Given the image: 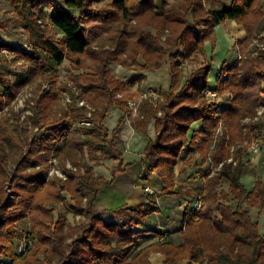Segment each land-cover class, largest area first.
<instances>
[{
    "label": "trees",
    "instance_id": "obj_1",
    "mask_svg": "<svg viewBox=\"0 0 264 264\" xmlns=\"http://www.w3.org/2000/svg\"><path fill=\"white\" fill-rule=\"evenodd\" d=\"M8 1L32 47L30 51L0 40V51L9 50L16 55L14 62L23 59L27 66L14 82L11 73L0 67L2 263L152 264L151 255L160 253L164 264L188 259V264H264V233L251 214L257 207L264 211V181L257 177L251 189L243 182L248 167L244 154L255 134L264 133L259 115L264 106V51L250 49L264 19L263 0H233L229 9L217 13L206 9L203 0H161V10L158 0H62L48 7L50 14L43 0ZM99 19L113 30L107 44L93 45L88 32ZM227 20L244 26L247 35L240 43L241 59L232 66L222 64L212 89L232 95L230 105L217 116L216 105L205 95L211 89V66L198 68L184 82L181 61L196 51L204 52L205 43L215 39V27ZM181 44L185 50L173 53ZM2 57L0 63L8 64L6 55ZM168 57L172 85L168 92L161 91L163 99L153 106L156 136L144 150L145 173L156 172L164 188L149 193L145 203L121 206L112 211L114 218L105 219L93 205L111 182L97 177L89 163L119 160L115 175L128 165L119 149L122 122L112 134L104 122L110 108H125L134 95L121 94L125 84L111 74L109 64L158 70ZM65 61L72 65L70 87L81 95L70 88L71 100L59 108L57 69ZM26 86L34 87L29 101L32 115L22 120L14 101ZM90 114L94 125H82ZM142 120L146 122V116ZM28 121L30 127L25 126ZM198 122L203 129L197 132ZM187 152L198 153L201 166L211 161L200 177V209L184 211L180 241L155 227L140 229L160 212L158 198L178 194L182 186L175 169ZM51 168L67 179L50 175ZM66 194L71 196L69 208L83 214L85 222L74 224L56 217L50 206L66 202ZM231 202L237 203L235 209ZM28 222L29 230L21 231V224ZM143 234L157 240L140 247ZM24 237L32 244L18 258L17 247Z\"/></svg>",
    "mask_w": 264,
    "mask_h": 264
},
{
    "label": "crops",
    "instance_id": "obj_2",
    "mask_svg": "<svg viewBox=\"0 0 264 264\" xmlns=\"http://www.w3.org/2000/svg\"><path fill=\"white\" fill-rule=\"evenodd\" d=\"M233 0H203L206 9L212 12H223L231 7ZM264 4V0H263ZM258 35L264 38V19L259 25ZM247 32L244 26L239 25L234 20H227L223 23L218 24L215 27V39L213 41H207L205 43L204 52L196 51L195 53L187 57L188 62H191L193 69H184L185 79L198 68L211 66V72L209 74V81L215 80L217 86V79L223 63L228 66L234 65L238 62L241 56L240 43L246 38ZM185 46L183 44L176 47L173 53L177 51L183 52ZM144 63L143 60H140ZM137 74L133 77L136 78L137 84L135 87L138 88L141 80L151 82L155 80L158 84V89H162L166 92L172 85L171 76V62L168 57L164 62L163 66L158 70H137ZM142 85V84H141ZM161 90V91H163ZM222 103L215 111L217 116H221L222 112L230 105L231 100L228 95H221ZM142 117L146 116V122L144 123L137 115H130L127 109L113 106L105 119V126L109 129L110 133L119 126L122 122L123 127L119 132L122 144L119 146L120 151L123 154L124 163L128 164L123 167L122 171L114 174V169L119 165V160L115 159H104L101 161H90L95 170L97 177H104L111 182V184L104 186L94 203V209L102 213H112L113 210L121 206L135 207L141 205L147 201L149 192L146 188H150L152 192H159L164 188L162 179L157 173L150 175L145 174L144 168V150L148 145L149 141L156 136L155 118L152 114H146L142 112ZM203 129L202 123L198 122L195 124L194 131H201ZM197 161H194V159ZM210 160L201 166V158L198 153L187 152L184 154V158L180 161L175 169V174L181 189L177 195L165 196L157 199V206L160 212L155 214L153 222H157L156 216H166L169 218L168 223H158L155 228L164 232L172 234V237L180 241L181 234L179 232L183 224L184 211L187 208H193L197 206L198 200L202 193V172L210 164ZM255 182H253L254 184ZM252 184V185H253ZM254 186V185H253ZM146 223V222H145ZM148 223V222H147ZM152 224V223H151ZM150 225V223H149ZM146 225H142L139 228L147 230ZM144 239H140V247L146 246L151 242L157 240L156 237L149 238L151 236L147 234L141 235ZM145 239L147 242H145ZM165 256L160 253H153L151 255L152 264H164ZM189 259L181 261L179 264H188ZM200 264V263H196Z\"/></svg>",
    "mask_w": 264,
    "mask_h": 264
},
{
    "label": "rangeland",
    "instance_id": "obj_3",
    "mask_svg": "<svg viewBox=\"0 0 264 264\" xmlns=\"http://www.w3.org/2000/svg\"><path fill=\"white\" fill-rule=\"evenodd\" d=\"M46 2L47 7V13L50 14V9L55 7L57 4H60L62 0H43ZM157 3L159 4L160 10L162 9V2L161 0H158ZM49 7V8H48ZM0 24L4 25V28L0 29V40H3L11 45L20 46L21 48L27 49L31 51L32 45L29 43L27 33L21 26L18 25L17 21V13L15 9L10 5L8 0H0ZM56 32H58L59 37L62 36V34L52 27ZM113 30V26L110 24H106L102 19H99L93 23V25L90 26L89 32H88V39L89 42L93 45L97 44H107L109 34ZM258 35V34H257ZM256 35V36H257ZM255 39V38H254ZM264 39V38H263ZM255 47V44L253 43L250 45V49H253ZM176 50V47L174 48ZM2 55H6L8 58V64L0 63V67L4 68L5 70L9 71L11 73V78L14 81L17 80L18 76L17 74H21L27 71V66H25V61L21 59L19 62H14L13 60L16 58V55L9 50H2L0 51V58L4 59ZM242 55V54H241ZM1 59V60H2ZM142 60V59H141ZM13 61V62H12ZM189 60L182 59V64H184V69L189 70L190 68H194L195 66L192 65L191 62H188ZM110 66V72L111 74L117 78L119 81L125 84V87L122 89L121 94H123L124 97H127L131 94H134L132 99L135 98L140 101L139 108L137 112H131L130 108L127 106L125 109L130 113V115H137L142 120L144 117H142V112L146 114H152L153 106H158L159 101L163 99L162 92L160 89H158V84H156L155 80H151V82H146V80H141L140 84L138 85V88L135 87L137 84L136 78L133 77L134 74H137L136 70H131L123 65H120L118 63H111ZM72 72V65L71 62L65 61L58 69L57 74L60 80V89L59 94L61 96L60 102H59V108L65 107L69 101L72 98V92H75L76 96L81 95L80 91L77 88L70 87L71 82L70 80V74ZM142 84V85H141ZM216 84L215 80L209 81V85L211 87H214ZM264 84V81H263ZM72 92H71V89ZM45 89L49 90L50 86L46 85ZM33 86H26L22 91L19 92L17 95L14 106L17 111H22V120H25L27 116L32 115V110L30 109V99L33 97ZM164 91V90H163ZM229 96L230 100L232 99V95L230 93H224ZM221 93L218 91L216 92V97L213 98V102L209 101V103H213L216 105L215 111L218 110L217 108L222 103L221 99ZM162 97V98H160ZM207 98V97H206ZM129 100V101H130ZM128 101V102H129ZM124 109L123 107H121ZM143 110V111H142ZM7 109L4 110L6 112ZM262 112V111H261ZM161 113V114H160ZM216 114V113H215ZM159 115H162V112H159ZM217 115V114H216ZM260 115V114H259ZM220 116V115H219ZM260 118L262 122L264 123V114L260 115ZM259 118V119H260ZM258 119V120H259ZM147 120V119H146ZM145 120V121H146ZM143 121V120H142ZM144 122V121H143ZM145 123V122H144ZM25 125L26 127H30V121H28ZM220 131H223V123H220ZM35 130L34 132H36ZM43 133V132H42ZM40 132L39 135H42ZM254 142L251 145L250 149L244 154V160L248 164V167L246 168V173L243 177L244 184L251 189L253 187V182H255L257 177H261L264 181V133H256L254 136ZM55 165L58 164L57 159ZM53 168H51L52 170ZM146 174V173H145ZM225 187L226 184H225ZM65 195V194H64ZM67 200L66 202H61L59 204H51L50 207L55 209V215L56 217L63 216L66 217L69 222L71 223H78L81 224L82 222H85L87 219L82 214H77L71 210L69 207L71 206V196L69 194H66ZM230 205L235 209L237 203L231 202ZM245 206V203H243ZM252 217L255 222L259 223V227L262 233H264V211H260V209L254 208V210H251ZM103 216L105 219H112L114 218L112 213H103ZM157 222H153V219H148V222H150V225L146 223L145 225L148 227H155L158 223H168L169 218H166V216L159 215L156 216ZM152 223V224H151ZM29 222L21 224V231L23 230H29ZM159 225V224H158ZM24 235V234H23ZM141 240L144 239L143 237L140 238ZM177 241V240H176ZM140 242H138L139 244ZM1 261V259H0ZM18 261V260H17ZM4 261H1V263ZM4 264V263H2Z\"/></svg>",
    "mask_w": 264,
    "mask_h": 264
},
{
    "label": "built area",
    "instance_id": "obj_4",
    "mask_svg": "<svg viewBox=\"0 0 264 264\" xmlns=\"http://www.w3.org/2000/svg\"><path fill=\"white\" fill-rule=\"evenodd\" d=\"M255 44V47L259 50V51H264V42L262 41V37L260 35H257L254 39L253 45ZM255 54L257 55V52H255ZM241 59V56L239 57V60ZM186 60V59H184ZM205 95L207 97V99H209V101L213 102V98L216 97V91L209 89L205 92ZM81 104H84V101L81 102ZM140 105V101L137 100L136 98L134 100H130L128 102V107L130 108L131 112H137L138 108ZM262 111V112H261ZM161 114V113H160ZM259 114L262 115L264 114V106H261L260 110H259ZM91 114L89 115V119L86 121L82 122V125H86V126H92L94 125V123L91 121L90 119ZM51 162H55L56 163V159L52 158ZM57 173L62 179H67V177L59 170H56L55 168H53L50 171V175ZM146 191L149 193H153L152 190L150 188H146ZM197 209H200L201 207V202L199 201L197 203ZM32 244L31 240H29L28 238L24 237L18 247H17V256L18 258H22V256L27 252L28 246H30Z\"/></svg>",
    "mask_w": 264,
    "mask_h": 264
}]
</instances>
